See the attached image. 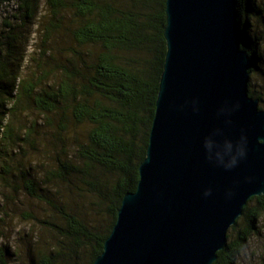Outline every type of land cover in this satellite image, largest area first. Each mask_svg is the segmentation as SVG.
Segmentation results:
<instances>
[{
  "label": "trees",
  "instance_id": "obj_1",
  "mask_svg": "<svg viewBox=\"0 0 264 264\" xmlns=\"http://www.w3.org/2000/svg\"><path fill=\"white\" fill-rule=\"evenodd\" d=\"M7 1L16 2L24 25L39 15L40 0ZM165 2L44 0L33 72L22 71L17 37L10 32L6 38L0 50V181L19 174L23 181L16 194L23 192L41 207L23 216L40 232L25 264H93L123 197L135 192L165 61ZM235 2L240 47L250 61L247 93L264 109L252 83L262 75L264 90V0ZM30 109L41 116V147L49 162L35 159L14 169L15 146L38 152L33 139L38 123L17 121V133L5 120L9 112L19 120ZM261 215L264 194L247 202L213 264H236L248 238L258 232ZM241 220L245 225L233 238ZM7 255L0 247V264H9Z\"/></svg>",
  "mask_w": 264,
  "mask_h": 264
},
{
  "label": "water",
  "instance_id": "obj_2",
  "mask_svg": "<svg viewBox=\"0 0 264 264\" xmlns=\"http://www.w3.org/2000/svg\"><path fill=\"white\" fill-rule=\"evenodd\" d=\"M165 13L137 188L123 197L93 264H213L247 202L264 194V109L247 93L235 0H166ZM242 135L245 156L234 168L209 161L206 141L235 145Z\"/></svg>",
  "mask_w": 264,
  "mask_h": 264
},
{
  "label": "rangeland",
  "instance_id": "obj_3",
  "mask_svg": "<svg viewBox=\"0 0 264 264\" xmlns=\"http://www.w3.org/2000/svg\"><path fill=\"white\" fill-rule=\"evenodd\" d=\"M43 2L44 0H40L39 15L30 23L24 25L21 20V12L18 11L16 2L0 0V50L5 48L4 44L8 41L6 38L10 37V32H12V36L17 37L16 46L19 47L17 51L20 53H17L16 57H22V71L24 73H28L27 70L33 72L34 63L31 59L38 57V47L41 43L39 38V18L45 12ZM5 22L10 24L15 30L5 26ZM260 76L262 77V75ZM260 76H254L252 83L255 84L258 93L264 98V90L260 89L262 84ZM18 118L19 120L9 112L5 120V123L14 125L17 133L21 129L17 121L26 124L31 121L38 123L36 126V134L33 135V139L36 138L38 152L33 153V150L25 145H23L25 148L24 151L18 148L15 149L16 146L14 145V153L11 158L13 168L18 169V167H24L27 163L34 164L35 159H39L40 162H49L45 157L43 147H41L42 135L45 132L42 121L40 120L41 116L30 109L26 112L23 111V114L19 115ZM46 136L48 137V134ZM16 143L18 144V142ZM14 172L16 173V171ZM32 172L33 174L35 173V171ZM22 181V176L17 173L14 178H9L4 182L0 181V247H5L9 252V255H7L9 264H25L28 248L33 244L37 234L40 233L33 230L26 223L27 221L25 222L23 220V216H26L29 212L37 213L41 210V207L40 205L34 204L23 192L16 194L15 188H18L22 184ZM253 206L254 204L252 203L250 209ZM244 225L245 221L241 220L236 230L232 233L233 238L236 237L238 231L243 229ZM257 225L258 232L248 238L247 246L237 257L236 264H259L262 258H264V215L260 216Z\"/></svg>",
  "mask_w": 264,
  "mask_h": 264
},
{
  "label": "clouds",
  "instance_id": "obj_4",
  "mask_svg": "<svg viewBox=\"0 0 264 264\" xmlns=\"http://www.w3.org/2000/svg\"><path fill=\"white\" fill-rule=\"evenodd\" d=\"M218 131L219 130H217V134ZM246 143V137L243 135L235 145L228 140L223 141L222 144L214 141H206L205 147L208 152L207 158L209 161L223 166L225 170H230L237 165L239 159H242L245 156ZM204 195H210V191H206ZM228 195H230V193Z\"/></svg>",
  "mask_w": 264,
  "mask_h": 264
}]
</instances>
